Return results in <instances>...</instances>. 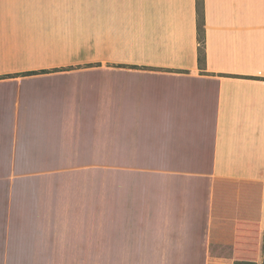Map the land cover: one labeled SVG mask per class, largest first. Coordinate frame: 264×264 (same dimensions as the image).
<instances>
[{"label":"crops","instance_id":"1","mask_svg":"<svg viewBox=\"0 0 264 264\" xmlns=\"http://www.w3.org/2000/svg\"><path fill=\"white\" fill-rule=\"evenodd\" d=\"M203 5L201 69L197 0H0L1 261L264 264V0Z\"/></svg>","mask_w":264,"mask_h":264},{"label":"rangeland","instance_id":"2","mask_svg":"<svg viewBox=\"0 0 264 264\" xmlns=\"http://www.w3.org/2000/svg\"><path fill=\"white\" fill-rule=\"evenodd\" d=\"M59 167H62V170L64 172L69 173H95L97 178H100L102 173L106 171H115L119 170L120 165H112V164H80V165H58ZM78 177V176H74ZM100 182L97 179V183ZM100 194V193H97ZM98 213V212H97ZM101 247L100 244H97V248ZM68 250H65L63 259H49L46 261H39V260H27V261H14L18 264H104V261L102 259H77V258H70L71 255H81L80 253H71L69 250L70 247H66ZM88 255V254H85ZM97 255H99L97 253ZM5 264L4 260H0V264ZM7 264H10V262H7ZM12 264V263H11Z\"/></svg>","mask_w":264,"mask_h":264},{"label":"trees","instance_id":"3","mask_svg":"<svg viewBox=\"0 0 264 264\" xmlns=\"http://www.w3.org/2000/svg\"><path fill=\"white\" fill-rule=\"evenodd\" d=\"M197 38L199 43L198 63L199 67L204 69L206 63V29L203 0H197Z\"/></svg>","mask_w":264,"mask_h":264}]
</instances>
